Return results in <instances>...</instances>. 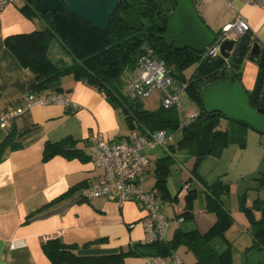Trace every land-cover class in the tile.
Segmentation results:
<instances>
[{
  "label": "crops",
  "instance_id": "obj_1",
  "mask_svg": "<svg viewBox=\"0 0 264 264\" xmlns=\"http://www.w3.org/2000/svg\"><path fill=\"white\" fill-rule=\"evenodd\" d=\"M194 3L203 20L215 32L221 31L223 26L241 14L250 25L248 33L264 51L263 8L242 1H237L234 8L225 0H194ZM24 4L25 0H19L0 13V110L23 106L24 93L35 92L37 75L22 66L5 44L9 35L42 31L47 27L42 18L27 16L21 10ZM51 54L55 60L72 61L59 42L53 45ZM241 71L243 85L252 92L260 71L259 65L244 57ZM42 92L64 95L76 108L60 103L37 104L17 112L7 128L0 127V144L12 127L20 143L19 148L7 149L0 162V264H53L43 250V243L55 237L67 244L77 245V252L84 255L108 254L144 242L145 211L138 203L128 201L121 205L116 197L86 199L83 196L85 187L103 174V170L91 159L87 139L96 132H102L110 141L129 138L132 130L122 109L111 102L103 91L69 74L55 78L51 86ZM187 98L189 101L188 95ZM230 126L227 119L221 121V128ZM167 132L165 146L145 150L150 164L140 179L143 188L153 190L157 159L167 154L174 157L167 182L168 197L162 199L157 195V201L169 219L166 241L172 239L178 228L184 229L182 224L187 220L181 221V213L190 187L202 190L204 204L197 209L196 202L201 198V194L198 195L194 218L184 230L197 228L206 232L216 220L214 213L206 211L204 187L193 175L195 157L188 156V151L172 152L169 146L175 143L171 142L172 136ZM64 139H71L83 154L73 157L57 155L44 161L46 142L55 143ZM158 149L160 152H156ZM199 170L200 167L198 172L204 177ZM171 178H181L182 185L178 191V188L172 187ZM226 196L224 204L231 210L234 222H239L249 232L250 224L240 210V204L228 205ZM252 203L247 200L248 205ZM256 214L258 216L259 212ZM227 237L235 248V240ZM13 243L15 246H12ZM176 251L181 255L179 249ZM195 261L196 257H193L189 264ZM123 264H144V258L127 257Z\"/></svg>",
  "mask_w": 264,
  "mask_h": 264
},
{
  "label": "trees",
  "instance_id": "obj_2",
  "mask_svg": "<svg viewBox=\"0 0 264 264\" xmlns=\"http://www.w3.org/2000/svg\"><path fill=\"white\" fill-rule=\"evenodd\" d=\"M178 1L119 0V6L110 20L109 27L103 32L67 11L64 1L56 13H40L34 0H25L21 10L29 17L42 18L47 25L46 29L12 34L5 38L6 46L15 54L21 65L37 75L35 92L48 89L57 77L73 75L76 80L85 81L103 91L111 102L121 108L131 130L145 132L166 129L176 132L180 126L176 108L165 109L159 106L149 110L142 100L121 92V80L125 72L135 70L139 58L149 51L155 57L175 65L176 76L189 81V99L199 107L197 116L182 128V137L169 148L172 152L186 150L195 157L193 175L204 187L205 209L216 216L211 228L206 232L197 228H178L170 240L139 242L129 249L103 255L80 254L77 252V245L67 244L59 237L49 238L43 243V250L53 264H123L127 257L168 256L181 245L193 252L196 257L194 264H235L234 246L226 236L234 217L224 204V197L231 192V186L221 177L209 182L199 174L198 167L209 156H221L224 149L232 143L236 142L240 147H245L247 131L253 128L246 123L228 119L219 112L205 111L201 92L205 85L225 77L242 82L244 57L239 63H235L223 55L203 58L202 54L191 48L180 50L169 47L159 35L166 31ZM216 33L220 34L221 31ZM56 42L71 56V63L53 58L51 51ZM193 65H196V68L191 76L187 77L185 71ZM253 105L256 106L255 101ZM223 119L230 121L229 128H221ZM231 127L236 128L238 140L231 138ZM16 137L15 128H10L0 144V162L4 159L7 149L19 148L20 143ZM82 154V150L75 147L71 139L55 143L48 141L44 147L43 160L48 161L57 155L73 157ZM174 161L171 154L156 161V182L152 191L162 199H166L169 194L167 182ZM256 180L257 190H264V173L256 177ZM198 195L197 188H189L186 205L181 213L184 220L194 218V204ZM240 203V210L249 221V233L252 237V244L247 250H264V198L258 196L248 205L247 194H244ZM256 212H259L258 216ZM217 239L223 240V249L214 244ZM258 264H264V260Z\"/></svg>",
  "mask_w": 264,
  "mask_h": 264
},
{
  "label": "built area",
  "instance_id": "obj_3",
  "mask_svg": "<svg viewBox=\"0 0 264 264\" xmlns=\"http://www.w3.org/2000/svg\"><path fill=\"white\" fill-rule=\"evenodd\" d=\"M19 0H0V13L10 4ZM234 8L237 1L264 9V0H225ZM250 31L248 21L238 14L236 19L223 26L216 41L208 46L202 57H217L221 54L222 43L226 40L237 41L243 34ZM134 73L133 76L131 75ZM129 73L126 93L131 98L145 100L159 93L160 104L165 109H180L183 104V94L187 91L189 81L179 79L175 72V65L155 57L151 51L142 55L135 70ZM131 73V74H130ZM126 79V80H127ZM23 106L15 109L9 107L0 110V127L7 128L9 121L17 112H22L34 105L53 103L64 104L76 108L67 97L58 93L31 92L23 95ZM198 112L190 116L185 123L180 122L179 130L190 123ZM168 141L166 129L141 132L133 129L129 138L120 141H110L102 132L91 134L87 142L90 156L95 165L103 170L97 180L91 181L84 189L83 196L92 199L100 196L116 197L119 204L135 201L145 211L143 224L145 228V243L166 241L169 219L157 201L152 190H146L140 184V179L149 167L150 160L146 149L165 146ZM184 218H181V221ZM15 246V243L12 244ZM144 264H185L177 251L168 256L148 255L143 257Z\"/></svg>",
  "mask_w": 264,
  "mask_h": 264
},
{
  "label": "water",
  "instance_id": "obj_4",
  "mask_svg": "<svg viewBox=\"0 0 264 264\" xmlns=\"http://www.w3.org/2000/svg\"><path fill=\"white\" fill-rule=\"evenodd\" d=\"M40 13H56L62 1L66 10L81 21L100 31H107L110 20L119 6V0H34ZM217 34L199 14L194 0H179L168 27L160 38L169 47L176 49L191 48L203 53L213 44ZM148 46V44H146ZM221 54L232 57L235 63L247 57L259 65L260 71L252 92L239 80L225 77L205 85L201 92L203 108L207 112H219L228 119L243 122L260 133H264V51L254 42L247 32L237 41L226 40L222 43ZM256 102V106L253 105Z\"/></svg>",
  "mask_w": 264,
  "mask_h": 264
},
{
  "label": "rangeland",
  "instance_id": "obj_5",
  "mask_svg": "<svg viewBox=\"0 0 264 264\" xmlns=\"http://www.w3.org/2000/svg\"><path fill=\"white\" fill-rule=\"evenodd\" d=\"M230 58L232 59V57ZM195 68L196 65H193L186 69V75L190 77ZM133 74L134 73L132 72L131 75L133 76ZM128 75L129 73L127 74V72H125L121 80V83L123 84V89L121 92L123 94L126 93L125 91L128 86ZM158 94L159 93L156 92L152 97L143 100L146 108L149 110H154L159 106L160 100ZM187 100L188 98L186 91L183 94L184 104H182L180 109H177L180 122L182 123H185L186 120L194 113L198 112L197 110L199 109L195 102ZM230 130L231 138L238 140L236 128L231 127ZM169 134L172 136L171 142L175 144L182 137L181 130H178V132L175 133L169 131ZM179 151L186 153V150ZM156 152H160V150L158 149ZM187 155L191 156L189 153H187ZM199 167L200 173L204 176L203 178L209 182L221 177L223 181L230 184L231 192L226 196L227 204L230 206L241 204V198L244 194H247L248 203H252L253 200L258 196L264 198V190H261L260 192L257 190L258 182L256 180V177L264 173V133L257 132L253 129H248L245 147L242 148L238 145V143L235 142L234 144H231L225 148L221 156H209L204 159L200 163ZM173 173H175V166L173 167ZM170 181L172 187L178 188L177 191L181 188V178L178 180L171 178ZM199 183L203 187L202 183ZM200 194L201 198L198 202H196L197 209L199 206L204 204L202 190H199V195ZM189 223L190 220H187L182 224V227L184 229H188L187 226H189ZM226 234L229 236V238L235 240V264H258L260 261L264 260V250H258L256 248L247 250L248 246L252 244L251 235L240 225L239 222H233L231 227L226 231ZM214 244L219 249H223L224 247L223 240L221 239H217ZM179 252L181 253L186 264H189L193 260V257H195L193 252L184 245L179 247Z\"/></svg>",
  "mask_w": 264,
  "mask_h": 264
}]
</instances>
